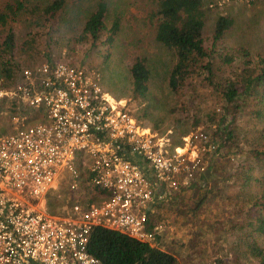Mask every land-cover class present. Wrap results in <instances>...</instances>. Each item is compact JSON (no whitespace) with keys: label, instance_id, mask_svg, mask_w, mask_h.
<instances>
[{"label":"built area","instance_id":"built-area-1","mask_svg":"<svg viewBox=\"0 0 264 264\" xmlns=\"http://www.w3.org/2000/svg\"><path fill=\"white\" fill-rule=\"evenodd\" d=\"M2 92L17 104L0 133V264H101L87 249L94 225L158 247L175 228L164 214L154 218L159 204L206 184L218 148L208 127L172 142L170 129L142 124L83 63L21 67ZM62 179L73 196L49 210L47 193ZM82 183L98 187L94 197L79 194Z\"/></svg>","mask_w":264,"mask_h":264},{"label":"rangeland","instance_id":"rangeland-1","mask_svg":"<svg viewBox=\"0 0 264 264\" xmlns=\"http://www.w3.org/2000/svg\"><path fill=\"white\" fill-rule=\"evenodd\" d=\"M3 1L0 0V9ZM50 1L22 0L23 7L14 18L7 17V25H11L21 46L17 45L13 56L11 70L14 78L3 77L0 68V81L5 83L0 84V92L15 85L22 66L42 60L67 59L96 70L102 89L114 97L124 98L142 124L151 125L159 133L170 129L174 143L181 134L196 126L208 127L210 135L214 129L216 136L213 137L218 148L208 162V168L213 171L210 183L199 191L193 184L188 191L163 206L162 214L168 218L171 215L175 228H183L182 231L190 235L187 238L190 246L186 245L177 254V264H250L249 255L242 254L240 249L242 213L228 203L224 193L230 189L228 184L235 177L236 170L245 165L246 154L252 147L251 137L259 130L264 131V101L259 117L248 111L240 114L229 106L222 97V90L227 76L238 68L239 56L234 53L233 62L225 63L220 55L240 47L247 49L252 56H264V0H202V6L207 10L202 27L206 47L214 45L210 35L218 14H230L232 24L213 46L211 76L200 71L191 79L187 93L181 95L183 98L167 86V73L174 54L154 40L144 18L147 5L154 0H64L62 7L49 15L42 6ZM98 1H103L106 6L102 17L105 27L92 40L82 31V26ZM114 17H117L118 27L111 32L109 26ZM3 31L4 26L0 25V39ZM22 40H29L26 49H21ZM135 58H139L148 69L144 94L133 91L129 68ZM187 94H190L189 99ZM16 104L14 98L0 93V133L9 130ZM233 117L229 126L234 131L235 141L219 143L216 137L220 136L222 124ZM198 198L201 199L199 203ZM205 200L211 204L207 205ZM193 204L197 205L192 211ZM198 204L203 206V212L214 217L206 227L212 231L228 230V236L216 234L201 238L195 233L196 226L203 225L196 215ZM194 235L198 236V245L194 243Z\"/></svg>","mask_w":264,"mask_h":264},{"label":"trees","instance_id":"trees-1","mask_svg":"<svg viewBox=\"0 0 264 264\" xmlns=\"http://www.w3.org/2000/svg\"><path fill=\"white\" fill-rule=\"evenodd\" d=\"M63 3L64 0H51L45 2L42 9L52 15ZM21 7L22 0H4L0 9V25L4 26L0 39V68L3 77L15 76L11 70L13 56L17 45L21 46V43L16 41L11 25H7V17L13 19ZM105 8V3L98 1L83 23L82 31L92 40H95L100 29L105 27L102 20ZM206 11L202 6V0H154L146 7L144 18L150 25L154 40L174 54L166 80L168 89L178 97L187 93L186 89L190 88L191 79L199 75L200 71H205L207 77L211 76L213 46L232 24L230 14H218L213 20L210 35L211 44L214 45L208 48L204 45L202 35ZM117 27V17H114L109 29L114 32ZM28 41L22 40L21 49H26L30 45ZM234 53L239 56L238 68L227 76L222 97L240 114L248 111L247 113L254 117H259L263 112L264 101V56L257 54L252 56L247 49L236 47L232 51L222 53L220 58L225 63L233 62ZM129 69L134 93L144 94L148 78L147 66L139 58H135ZM0 84L5 85L3 81H0ZM189 97L190 94H187L186 98ZM182 101L185 104V101ZM233 120L234 117L226 124H222L220 136L216 137L219 143L235 141L234 131L229 126ZM211 136H216L214 129ZM251 138L252 147L246 154L245 165L236 170L235 177L228 184L230 189L225 191L224 197L231 206L242 213V220L239 221V227L242 229L239 235L242 254L249 255L250 264H264V131L259 130ZM77 166L80 167L78 164ZM97 190L98 187L95 185L82 183L79 194L89 196L88 199H91ZM72 196L63 179L60 180L57 188L50 189L47 193V209L59 210ZM165 205L166 203L162 202L159 207L163 208ZM196 205L191 206L192 211ZM161 214L158 210L153 216L159 219ZM87 249L100 260L101 264H176L177 261L175 255L166 250L151 246L120 231L97 225L92 226L89 231Z\"/></svg>","mask_w":264,"mask_h":264},{"label":"crops","instance_id":"crops-1","mask_svg":"<svg viewBox=\"0 0 264 264\" xmlns=\"http://www.w3.org/2000/svg\"><path fill=\"white\" fill-rule=\"evenodd\" d=\"M213 171L212 169L208 168L207 171L205 172V182L207 183L206 184H198V191L200 190L201 187H204V186H208V184L210 183V179L213 177ZM201 201L200 198H198L197 202L199 203ZM206 201V204H211V202L209 203L208 200H205ZM213 205V204H212ZM212 205L210 206V208L212 207ZM198 208H197V213L196 214L198 216V221H203V225L200 226V225H197L196 228H195V233L200 236L201 238L202 237H209V236H215L216 234L217 235H220L221 237L223 235H226L228 236L229 232L228 230H222V229H219V230H213L210 228H207V223H212L214 217L212 215H207V213L203 212V206L202 205H199L198 204ZM202 206V207H201ZM166 217V216H165ZM171 215L169 216V218L171 219ZM175 222V221H174ZM175 224V223H174ZM176 226V225H175ZM227 227V226H226ZM183 229V228H182ZM182 229H178L177 227L173 229V231H171L170 234H168L167 236H164V237H161L159 238V243H158V248L160 249H163V250H166L172 254L175 255L176 259L177 258V254L181 253L182 252V249H185V246L188 245V240L187 238L190 237L189 234H187L185 231H182ZM193 234V233H192ZM198 236H195L194 235V239H196V242H194L196 245H198ZM162 245H165L166 247L163 248ZM190 246V245H188ZM187 246V248H188ZM198 253V252H197ZM178 260L176 261V264H177Z\"/></svg>","mask_w":264,"mask_h":264}]
</instances>
